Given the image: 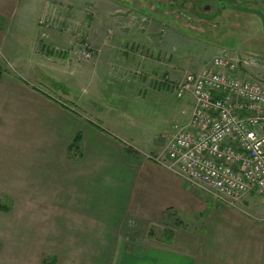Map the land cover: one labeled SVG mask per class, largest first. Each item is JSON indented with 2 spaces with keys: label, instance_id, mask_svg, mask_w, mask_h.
Here are the masks:
<instances>
[{
  "label": "crops",
  "instance_id": "crops-1",
  "mask_svg": "<svg viewBox=\"0 0 264 264\" xmlns=\"http://www.w3.org/2000/svg\"><path fill=\"white\" fill-rule=\"evenodd\" d=\"M95 1L112 6L102 9L103 17L125 24L113 28L110 36L100 22L90 23L89 15L80 30L70 19L53 30L40 26L47 40L39 36L24 47V54L37 59V65L16 68L11 62L20 79H0V193L31 197L37 204L30 205V216L40 219L37 224L47 226L53 238L72 242L68 250L73 255L64 252L51 264H264V203L258 202L257 193L235 207L216 204L155 162L166 158L174 135L173 127L163 132L164 119L186 127L194 110L193 96L174 102L169 85L201 71L223 51L200 63L164 47H154L148 55L146 44L135 37L144 28L142 22L151 34H158L156 22L128 6ZM93 2L78 0L79 9ZM52 3L78 8L57 0H0V50L7 58L12 32H23L15 24L38 25ZM113 6L119 8L115 13ZM91 15L100 18V13ZM124 30L132 33V40H112L114 35L124 37ZM80 35L92 52L89 60L81 58L76 42ZM162 52L172 62L169 70L160 68L165 64L159 61ZM82 63L89 70V99L95 101L88 105L72 98L70 86L61 80L65 74H76ZM244 67L247 74L253 71L246 63ZM127 106L133 108L129 113ZM77 135L79 152L69 153ZM126 146L133 153L127 154ZM9 195L0 201L12 200ZM168 211L185 223L179 221L176 231L165 233L161 242L139 244L126 233L164 220Z\"/></svg>",
  "mask_w": 264,
  "mask_h": 264
},
{
  "label": "rangeland",
  "instance_id": "rangeland-1",
  "mask_svg": "<svg viewBox=\"0 0 264 264\" xmlns=\"http://www.w3.org/2000/svg\"><path fill=\"white\" fill-rule=\"evenodd\" d=\"M57 1L65 4L73 3V6L78 8L74 9V7L71 8V6L68 5L52 3L49 6L50 10L48 11V14L44 15L42 19L39 20L38 25L36 22L30 23V21L26 23V27H21L20 23L15 24L18 25L17 28H22L23 32L20 31L21 29L18 30L20 32H12L13 34H11L12 36L10 37L11 51H9L10 55L8 58L4 55L3 51L0 50V71L3 79H20L21 75L19 71H17L14 66L10 65L11 62L16 64V68H21V66H24L23 68H25L30 64L37 65V59L35 60L31 58L32 55L30 56L31 59H29V57L24 54V47L26 48L27 44L34 43L39 36V39H41L40 41L45 42L47 40V33L42 32L40 34L42 30L38 28L43 26L42 23H44V25L49 24L52 27L51 30H53V28L55 29V27L57 28L60 25L65 24L67 19H70L71 26L80 30L81 27L85 25V16L89 15V22H100L101 27L107 28L109 36L113 32V28L115 29L116 26L125 24V20L118 21L116 17H103L102 9H110L112 6L107 5V8V6L105 7V5H101L98 1L94 0V6L92 5L94 9L92 6H88L87 8H84V10L79 9L80 6L78 0ZM110 1L114 4L128 6L135 10L136 13L148 16V19L150 21L154 20L157 24L155 26L162 30H159L158 34H151L149 32L148 24H145L144 22L141 23L142 27H144L143 30H141V32L137 30L138 34L135 38L141 41L142 44H146L148 47L146 48V53L148 55L150 52L154 51V47H157L158 49H163L164 47L167 48L169 52L170 49H172V51H178L179 54H188L187 57L191 62L200 63L211 60L222 50V55H226L233 60L245 61L248 67L252 66L253 71L250 72V75L253 76L254 79H262L264 81V69L260 65V60L264 59V35L261 31L259 19L255 15L237 11L231 12L229 9L224 10V18L221 17L214 19L215 12L223 8L224 4L245 6V8L254 5V7L260 10L262 8L257 4L262 1L264 2V0ZM205 6H210L211 9L206 11L204 9ZM113 8L115 9H112L113 12H116L118 11L116 9H119L117 6H113ZM96 13H100L99 19H97L96 16H94V19L92 18L91 14L96 15ZM184 16H187V18H184ZM225 19L232 20L229 22L233 24H229V22L227 23ZM212 24L216 25L212 26ZM124 32V37L120 38L117 35H114L111 36L112 40L115 42L117 40H120L121 42L123 40H132V33H130L129 30H124ZM76 42L81 48V45H84V43H87L88 41L84 35H80L76 39ZM78 50L80 49L78 48ZM155 51V54H157L158 50ZM16 53L19 55L21 54V58L18 57V55L16 56ZM153 56L156 57V55ZM159 59V61L165 63L164 65L160 64V68L169 70V66L172 62L165 59L164 52L159 55ZM79 66L76 74H65L62 76L61 80L64 83L63 86L65 83H67L68 87L70 86V95L72 98L80 99L83 103H87L88 105L89 101L95 102L92 99H89V78L86 76L89 70H86L84 67L86 66V63H82ZM37 69H34V71L37 72ZM157 73L159 74L160 71H157ZM49 89L51 90L50 87ZM172 98L174 102L182 100V98L179 99L175 95ZM120 106H122V104H120ZM127 109L129 113L133 108L131 109L127 106ZM164 121H166L164 123L167 125L166 128L168 131L166 128H163V132L166 133L170 132V129L172 127L174 128L175 125L181 126V123H178L169 117L164 119ZM19 188L21 187L19 186ZM7 189L11 188L8 187ZM2 195H9L12 197V200H3L1 202L10 203L12 207L11 210H13V207L14 210L9 214L0 213V264H51L53 262V257H56L59 261L61 259V254H65L64 252H67V254L71 252L69 255H73L72 250H68L69 244L72 243L69 239L53 238V234L47 233V226L37 224L40 219L36 215H33V217L30 216L32 211L30 205L32 207L36 206V201L31 197L28 200H25L20 192L15 191H4L3 193H0V197ZM256 197L258 202L264 203L263 195L257 194ZM162 218L164 220L161 221L160 218L149 225L145 223L140 226H135L132 229L129 228L130 231L126 233H132V237L134 236L139 244L145 245L150 242H161L165 233H174V231H176L175 225H177L179 221H183L180 216L174 215L173 212L163 214ZM129 242L134 244L132 241H127V243ZM73 249H75V247H73ZM68 257L69 256H66V258Z\"/></svg>",
  "mask_w": 264,
  "mask_h": 264
},
{
  "label": "built area",
  "instance_id": "built-area-1",
  "mask_svg": "<svg viewBox=\"0 0 264 264\" xmlns=\"http://www.w3.org/2000/svg\"><path fill=\"white\" fill-rule=\"evenodd\" d=\"M84 45L81 58L89 60L92 52ZM244 65L219 55L169 85L179 99L191 94L194 110L188 126H174L166 158H155L229 207L252 192L264 196V81L247 74ZM260 65L264 69V59Z\"/></svg>",
  "mask_w": 264,
  "mask_h": 264
},
{
  "label": "trees",
  "instance_id": "trees-1",
  "mask_svg": "<svg viewBox=\"0 0 264 264\" xmlns=\"http://www.w3.org/2000/svg\"><path fill=\"white\" fill-rule=\"evenodd\" d=\"M1 77H2V75H1V71H0V79H1ZM79 143H80V135H77L75 137V139L73 140L71 146L69 147V153H71L73 151L79 152ZM125 151L127 154L133 153V150L128 146L125 147ZM11 209H12V207H11L10 203H3L0 201V212L9 213L11 211ZM168 212L171 213L172 211H168Z\"/></svg>",
  "mask_w": 264,
  "mask_h": 264
},
{
  "label": "flooded vegetation",
  "instance_id": "flooded-vegetation-1",
  "mask_svg": "<svg viewBox=\"0 0 264 264\" xmlns=\"http://www.w3.org/2000/svg\"><path fill=\"white\" fill-rule=\"evenodd\" d=\"M258 6H260L262 9H258V8H256V7H254V5H252V7L251 6H248L247 8H252V9H257V10H259V11H261L263 14H264V2L262 1L261 3L259 2V4H257ZM230 6H235V5H231V4H224L223 5V8H221L219 11H217V12H215V17H214V19L215 18H221V17H225V16H223L224 15V10L225 9H229V10H231L230 9ZM239 6V5H238ZM241 7H243V6H241ZM245 7V6H244ZM204 9L206 10V11H209L210 9H211V7L210 6H205L204 7ZM263 10V11H262ZM232 11H234V10H231V12ZM236 12V11H235ZM257 17V16H256ZM184 18H187V16H184ZM258 18V17H257ZM259 19V18H258ZM225 21L228 23L229 21H232V20H228V19H225ZM260 21V20H259ZM229 24H233V23H230L229 22ZM260 24H261V22H260ZM214 25H216V24H212V26H214ZM261 31H262V25H261ZM263 34V33H262Z\"/></svg>",
  "mask_w": 264,
  "mask_h": 264
},
{
  "label": "water",
  "instance_id": "water-1",
  "mask_svg": "<svg viewBox=\"0 0 264 264\" xmlns=\"http://www.w3.org/2000/svg\"><path fill=\"white\" fill-rule=\"evenodd\" d=\"M231 10L237 11V12H241V13H247V14H251V15H255L259 18L261 25H262V33L264 35V14L257 10V9H252V8H245V7H241V6H230ZM241 65V63H240Z\"/></svg>",
  "mask_w": 264,
  "mask_h": 264
}]
</instances>
